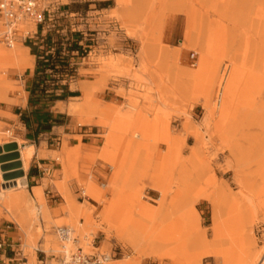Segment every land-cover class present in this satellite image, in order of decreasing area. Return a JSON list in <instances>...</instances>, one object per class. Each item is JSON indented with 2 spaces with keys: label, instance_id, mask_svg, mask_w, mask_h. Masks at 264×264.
Returning a JSON list of instances; mask_svg holds the SVG:
<instances>
[{
  "label": "rangeland",
  "instance_id": "obj_1",
  "mask_svg": "<svg viewBox=\"0 0 264 264\" xmlns=\"http://www.w3.org/2000/svg\"><path fill=\"white\" fill-rule=\"evenodd\" d=\"M103 1L111 7L101 10ZM77 3L90 4L87 14L62 24L66 38L78 33L82 43L70 82L78 96L62 108L99 128V141L55 144L43 155L51 172L41 174L38 195L14 182L27 177L33 157L27 169L17 161L16 179L0 166V227H10L27 264H57L64 252L93 245L125 250L110 264H264V195L250 187L253 201H242L240 178L223 174L229 160H216L215 128L237 68L257 75L254 93L264 99V0H62L65 10ZM28 46L0 42L1 149L29 145L20 113L37 58ZM217 223L224 239L238 242L234 251L223 247L233 254L227 262L207 254ZM62 226L79 239L66 250L56 233Z\"/></svg>",
  "mask_w": 264,
  "mask_h": 264
},
{
  "label": "bare ground",
  "instance_id": "obj_2",
  "mask_svg": "<svg viewBox=\"0 0 264 264\" xmlns=\"http://www.w3.org/2000/svg\"><path fill=\"white\" fill-rule=\"evenodd\" d=\"M17 53L16 55H20V53ZM256 77L257 75L255 76L251 72L242 71L240 68L235 70L231 77L230 85L223 91L224 105L220 110L219 119L215 127L220 140L219 145L221 146L216 154V160L218 162H221L224 158L229 160V170L223 172V174L229 175L232 173L235 179L240 178L239 184H241L243 194L242 201L245 203L249 201V197L251 198L250 193L247 191L250 187L255 190L260 189L261 196L264 195V99L260 100L254 93ZM9 88L11 90V87L6 83L2 85V89L5 91H8ZM18 144L19 150L2 149L0 151V158L15 152H18L21 157V159L19 158L20 160L13 158L3 159L0 162V166L4 174H11L23 170L21 167L14 166L17 161H22L24 169L28 168L34 154V148L30 145L24 146L19 142ZM208 148V143L204 137L205 176L211 172V164L208 161ZM249 174L253 177L256 176L257 179L261 180V183L259 184L255 180V182L249 181ZM209 181L210 179L208 178L207 183ZM14 182L16 183L15 186H26L24 179H17ZM22 198V195H16L12 199L13 201H20ZM251 200L253 201L252 198ZM230 201H232V204L237 203L234 198ZM246 207V212H252V207L249 205H246ZM215 234V240L211 244H206L207 248L211 247V250H208L207 254L220 256L227 262L232 258L233 254L230 255L231 253L229 254L228 250L223 247L227 243L232 245V249L237 247V239L232 237L224 239L220 233L219 223L215 225ZM230 251H234V249ZM113 264H132V262L128 260L115 261Z\"/></svg>",
  "mask_w": 264,
  "mask_h": 264
},
{
  "label": "built area",
  "instance_id": "obj_3",
  "mask_svg": "<svg viewBox=\"0 0 264 264\" xmlns=\"http://www.w3.org/2000/svg\"><path fill=\"white\" fill-rule=\"evenodd\" d=\"M87 14V13H86ZM83 12H71L63 9L62 0H0V42L8 48H15L18 44H34L35 47L44 46V37L40 36V31L45 34L54 33L63 35L68 31V27L62 24L64 19L72 16H82ZM72 31V30H71ZM69 38L65 41L68 42ZM82 45V43H80ZM66 49V44H63ZM56 45L48 46V53H54ZM79 52H73L78 55ZM45 65L48 61L44 56L40 57ZM56 69H46V73H54ZM73 80V79H72ZM71 80V81H72ZM49 168L45 173H50ZM50 194V192H48ZM82 198H88L85 190L81 191ZM76 230L69 226L57 228V237L62 242L63 249H67L70 242L79 241L75 237ZM94 246L92 252H86L82 247L76 251L64 252L60 255L57 264H110L118 257L125 256V250H115L105 252L100 247ZM27 258L22 249H18L16 244H12L3 236L0 237V264H26Z\"/></svg>",
  "mask_w": 264,
  "mask_h": 264
},
{
  "label": "crops",
  "instance_id": "obj_4",
  "mask_svg": "<svg viewBox=\"0 0 264 264\" xmlns=\"http://www.w3.org/2000/svg\"><path fill=\"white\" fill-rule=\"evenodd\" d=\"M103 2H107V5L101 10H107L111 7L108 1ZM33 47L34 49L39 48L35 47L34 44H29L28 46L30 50H32ZM35 58H37L36 53ZM36 62L37 60L35 59V67L30 71L29 78L26 82L28 96L23 106L24 110H22L20 116L25 114V119H23L25 126V141L34 148L33 165L27 177L23 179L24 181L27 179L26 186L27 182L28 186L32 184V189H35V193L38 195L41 193L42 189V187L39 186L42 180L41 174H46L45 172L51 168L47 161L48 158L43 155H48L55 151L52 149L55 144L60 146V148L64 146L65 142L70 146H77L80 143L93 144L95 141H99L100 129L96 126H82L66 116L67 111L63 110L62 105L69 104V100L73 97L50 103H38L36 106L31 104V90L35 85L37 70ZM70 90L72 91L71 88ZM62 93V90L57 92V94ZM45 213L48 215L49 211L46 210ZM9 228V226L6 228L0 227V237L3 236L7 238L9 242L15 244L16 241L12 236L13 232L9 231Z\"/></svg>",
  "mask_w": 264,
  "mask_h": 264
},
{
  "label": "trees",
  "instance_id": "obj_5",
  "mask_svg": "<svg viewBox=\"0 0 264 264\" xmlns=\"http://www.w3.org/2000/svg\"><path fill=\"white\" fill-rule=\"evenodd\" d=\"M107 2H100L98 4L100 9L105 8ZM90 4L79 5L78 3L69 6L68 10L71 12H83L87 13ZM40 36L44 37V46L35 48L34 51L37 55V70L35 76V85L31 90V104L36 106L38 103H50L57 100L68 99L69 97L78 96L77 93L70 90V82L78 75V67L75 59L78 56H82L83 48L80 45L81 39L78 37V33L73 34L72 38H67L64 35H55L54 33L45 34L40 31ZM56 45L54 53H48V46L51 44ZM63 44H66V49ZM78 51V55H73V52ZM44 56L45 62L40 58ZM46 69H56L54 73H46ZM65 82V84H63ZM62 90V94H57ZM22 118L25 119V114H22Z\"/></svg>",
  "mask_w": 264,
  "mask_h": 264
},
{
  "label": "water",
  "instance_id": "obj_6",
  "mask_svg": "<svg viewBox=\"0 0 264 264\" xmlns=\"http://www.w3.org/2000/svg\"><path fill=\"white\" fill-rule=\"evenodd\" d=\"M16 148H17V144L16 143H13V144H10V145H7L4 149H6V150H10V149H13V150H16ZM2 149L0 148V151H1ZM19 156V154H18V152H15V153H12V154H8V155H5V156H3V157H1L0 158V162L3 160V159H9V158H16V157H18ZM17 165H19V163L17 164H14V166H16L17 167ZM6 168V167H5ZM4 169V168H3ZM20 174H22L21 173V171H20V173L19 172H14V173H11V174H7L6 175V179H9V178H14V179H16V178H19V175Z\"/></svg>",
  "mask_w": 264,
  "mask_h": 264
}]
</instances>
